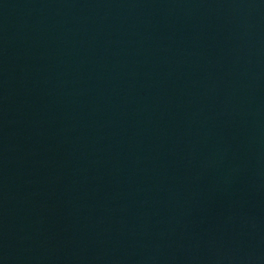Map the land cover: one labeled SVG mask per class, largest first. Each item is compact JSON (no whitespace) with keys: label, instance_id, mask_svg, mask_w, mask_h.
Listing matches in <instances>:
<instances>
[{"label":"water","instance_id":"water-1","mask_svg":"<svg viewBox=\"0 0 264 264\" xmlns=\"http://www.w3.org/2000/svg\"><path fill=\"white\" fill-rule=\"evenodd\" d=\"M0 264H264V0H0Z\"/></svg>","mask_w":264,"mask_h":264}]
</instances>
